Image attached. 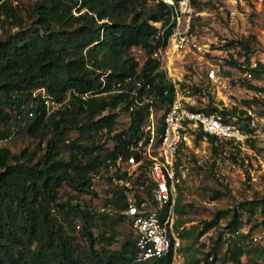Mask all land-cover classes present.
<instances>
[{"label": "trees", "instance_id": "obj_1", "mask_svg": "<svg viewBox=\"0 0 264 264\" xmlns=\"http://www.w3.org/2000/svg\"><path fill=\"white\" fill-rule=\"evenodd\" d=\"M172 9L164 0H36L28 11L29 20H25L11 0H0V28L10 17L17 27L14 32L3 30L0 35V141L19 129L29 136L51 135L39 155L27 149L18 155L0 147V264H172V252L152 261H135L136 234L114 248L117 232L110 215L78 202L82 194L98 196L93 179L110 171L108 158L130 154L128 145L141 135L151 109L162 112L169 108L174 84L160 69L154 54L164 45L159 33L169 24ZM171 31L168 29L165 36ZM232 44L242 46L246 59L253 52L247 40ZM135 47L146 53L142 65L133 54ZM231 63L240 65L237 61ZM250 70L260 77L258 68ZM118 83H122V92L114 91ZM249 86L264 92V87ZM43 91L62 106L49 111ZM196 91L201 89L197 87ZM192 108L220 113L225 121L235 123V113L219 108L212 100ZM106 110L109 112L103 115ZM121 112L127 113L129 124L116 131ZM74 129L77 137L70 138ZM101 133L109 134V139L102 141ZM203 138L211 143L213 154L224 145H233L198 133L197 139ZM109 140H114L115 146H107ZM183 161L182 156L179 163ZM114 176L131 179L148 195L154 184L146 164L139 167L135 178L120 170L105 176L113 183L106 206L124 218L122 211L128 207L125 186L115 183ZM64 187L70 189L66 199H62ZM222 195L217 190L213 198ZM183 201L179 188L175 203L179 237L185 224ZM241 205L252 213L260 207L264 225V197ZM98 215L105 229L94 234ZM228 215L229 211L218 210L214 217L205 219L202 229L194 233L195 239L217 227ZM242 216L234 210L226 225L231 239L225 259L234 264H245L243 257L253 254V249L244 245V237L237 235ZM78 220L86 249H78L76 237L70 233ZM222 235L203 264H214L210 258H217L216 246ZM99 244H103L101 248ZM199 262L196 259L193 264Z\"/></svg>", "mask_w": 264, "mask_h": 264}, {"label": "rangeland", "instance_id": "obj_2", "mask_svg": "<svg viewBox=\"0 0 264 264\" xmlns=\"http://www.w3.org/2000/svg\"><path fill=\"white\" fill-rule=\"evenodd\" d=\"M11 1L18 6L19 15L29 20L28 11L36 0ZM191 2L196 9L192 17V31L199 48L183 52L169 51L170 59L165 64L166 73L179 83L186 84L185 94L198 107H203L212 100L219 108H227L230 113H235L232 120L244 128L249 137L242 147L224 145L218 154H213L212 145L206 138H196L192 145L183 148L182 156L189 176L180 186L186 213L183 215L185 224L182 227L183 236L179 237L178 250L184 255L185 264H193L196 259L201 261L199 264H203L206 255L216 245L215 241L220 233H223L220 244L216 246L217 258L211 256L210 259H214V264H234L225 259L231 239L226 225L234 210H237L243 215L237 235L243 236L244 245L253 249L251 256L243 257L245 264H264V225L261 224L263 212L257 207L252 213L241 205L245 201L264 197V92L249 86L264 87V0ZM12 21L13 18L10 17L2 23L0 35L3 30H17ZM238 40H247L253 50L247 59L242 46L232 44V41ZM133 54L141 65L147 58L141 47L133 48ZM231 61L239 62L242 67ZM252 68L259 69V78L251 73ZM214 69L220 76L219 81L213 80L209 75ZM197 87L201 91H196ZM161 113L156 111L157 119ZM128 118L127 113L121 112L116 131L128 126ZM101 134L102 141L109 139V134ZM50 137L51 135L44 138L40 134L37 137L29 136L19 129L11 137L2 139L0 147H7L18 155L25 149L39 155L44 152ZM69 137H77V131L71 130ZM111 145L112 140H109L107 146ZM104 175L111 176L112 172H105L93 179V188L98 196L82 194L78 202L86 208L110 215L114 221L113 230L117 232L113 247L118 248L128 236L135 237V233L126 216L120 218L114 208L106 206L107 199L112 195L110 191L113 183ZM217 190L223 192V195L214 199ZM61 192L62 199H66L70 189L64 187ZM218 210H227L229 215L222 218L217 227L195 239V234L202 229L203 221L214 217ZM95 222L98 227L92 231L98 234L99 230L105 229L103 219L98 215ZM77 224L70 233L76 237L75 246L86 249L87 242L80 238L79 220ZM102 245L99 244L98 248Z\"/></svg>", "mask_w": 264, "mask_h": 264}, {"label": "built area", "instance_id": "obj_3", "mask_svg": "<svg viewBox=\"0 0 264 264\" xmlns=\"http://www.w3.org/2000/svg\"><path fill=\"white\" fill-rule=\"evenodd\" d=\"M164 1L172 6V16L169 24L159 33L164 38V45L154 57L160 61V69L166 72L169 51L183 52L199 46L192 31V17L196 9L191 0ZM168 29L172 31L166 37ZM209 75L215 81L220 80L215 69ZM166 77L174 84V94L169 108L160 115L162 121H158L155 110L151 109L141 135L128 145L130 154L125 156L119 153L115 160L113 157L108 158V163L112 175L120 170L133 178L139 174V167L146 164L148 175L154 184L148 195L143 192V186L133 185L131 179L113 177L115 183L125 186L128 207L122 214L130 220L137 237L135 261L160 259L172 252V264H185L184 255L178 250L180 240L175 230L176 198L180 186L189 176L184 161L179 163L182 150L185 146L192 145L200 132L240 147L245 145L249 134L240 125L225 121L220 113L194 110L192 107L196 103L191 101V97H187L182 84L167 73ZM121 86L122 83H118L114 91L122 92ZM43 97L49 111L62 106V103L47 97L44 91ZM133 108L132 106L131 109ZM108 112L104 111L103 115ZM107 131L108 128H105L104 132ZM112 145L115 146L114 140ZM138 194L141 198H138Z\"/></svg>", "mask_w": 264, "mask_h": 264}]
</instances>
